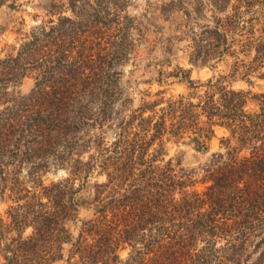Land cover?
Segmentation results:
<instances>
[{"label": "trees", "instance_id": "trees-1", "mask_svg": "<svg viewBox=\"0 0 264 264\" xmlns=\"http://www.w3.org/2000/svg\"><path fill=\"white\" fill-rule=\"evenodd\" d=\"M129 4L52 0L2 47L1 264H264V91L232 86L264 80V0L193 3L174 39L190 63L230 73L160 69V85L187 92L145 90L134 108L122 68L144 26ZM217 126L228 135L204 163L168 158L171 142L209 151ZM59 168L67 176L45 182ZM81 207L93 213L74 236Z\"/></svg>", "mask_w": 264, "mask_h": 264}, {"label": "rangeland", "instance_id": "rangeland-1", "mask_svg": "<svg viewBox=\"0 0 264 264\" xmlns=\"http://www.w3.org/2000/svg\"><path fill=\"white\" fill-rule=\"evenodd\" d=\"M52 0H0V52L5 43L11 42L16 34L14 31L21 27L23 22L24 28L42 22L49 18L47 8ZM66 1V0H64ZM206 1V0H204ZM182 2L184 7H182ZM190 2V3H189ZM197 0H131L128 5V13L131 16H139L143 22L144 39L137 49V55L131 62L125 64L122 68L124 72L123 86L125 92L131 98H134L133 108L140 103L143 91L151 90L155 92L158 89H165L166 95L187 92V82L179 81L176 78H164L162 85L159 83V70L172 71L178 66L185 70H190V77L193 80L205 81L219 74H229L231 69L229 64L221 62L217 67L194 65L188 61L185 54L187 41L177 42L175 36L180 35V29L184 28L185 10H192V4ZM14 6V9L10 8ZM210 12H207L209 16ZM136 33V32H135ZM172 42L173 51L168 53L166 47ZM231 62V61H230ZM34 85L33 78L27 77L17 88L22 95L30 92ZM233 88H251L254 92L264 91V80L257 79L252 84L241 79L232 81ZM228 135V131L221 126L216 127L215 136L209 143V151L201 152L193 146L171 142L169 144V157L183 154V165L194 167L204 163L214 152L222 150L221 139ZM111 136V135H109ZM67 170L57 169L49 171L45 176V182L56 181L65 178ZM203 186H198L202 189ZM83 197L86 193L82 192ZM6 205H1L3 211ZM92 210L87 207H81L78 213V219L70 223L73 235L78 234L79 226L82 220L92 216ZM30 229L27 230L29 232ZM69 245L65 246V258ZM126 255V252L123 253ZM2 259L0 257V264ZM58 264H65L61 261Z\"/></svg>", "mask_w": 264, "mask_h": 264}]
</instances>
